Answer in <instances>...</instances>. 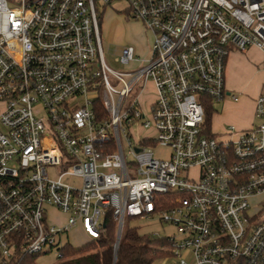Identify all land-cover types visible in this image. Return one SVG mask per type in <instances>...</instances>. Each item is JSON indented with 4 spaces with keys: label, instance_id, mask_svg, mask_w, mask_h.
<instances>
[{
    "label": "built area",
    "instance_id": "built-area-1",
    "mask_svg": "<svg viewBox=\"0 0 264 264\" xmlns=\"http://www.w3.org/2000/svg\"><path fill=\"white\" fill-rule=\"evenodd\" d=\"M96 1L0 0L1 264L60 261L73 229L96 241L108 214L120 240L127 218L175 227L177 264H264V88L257 125L205 131L230 52L264 53V0H120L154 38L127 73L105 62Z\"/></svg>",
    "mask_w": 264,
    "mask_h": 264
},
{
    "label": "rangeland",
    "instance_id": "rangeland-1",
    "mask_svg": "<svg viewBox=\"0 0 264 264\" xmlns=\"http://www.w3.org/2000/svg\"><path fill=\"white\" fill-rule=\"evenodd\" d=\"M96 4L100 16L102 47L107 66L116 73H127L138 70L143 65L144 60L149 61L152 57L151 52H144L145 47L149 45L150 41V36L147 34L148 32H146L147 29L142 22L127 16V4L124 1L115 0L105 6L101 0H97ZM126 48H131L134 51V59L129 65H124L121 61H118L121 52ZM147 48V50H150V47ZM109 80L114 88L117 90L122 89V83L114 82L112 74H109ZM154 96V87L152 84H149L147 87V95L143 96V100L145 101L146 97H148L147 100L152 99ZM237 104L238 103H234V101H230L229 103L227 100L214 103L213 107L216 114L213 115L211 129L212 132L216 134L215 136L217 138L224 137L225 130L233 126L231 119L235 117L238 112ZM219 116L221 119H218ZM257 124L258 122L253 118L251 127ZM2 131L3 127L0 126V132ZM133 134L136 138H140V134H144L138 124L134 125ZM155 152L162 157L169 155V151L162 148L156 149ZM49 212L52 221L59 224L65 222L64 215L53 210H49ZM129 228H135L140 235L155 239L174 238L177 236L175 227L162 224L156 219L140 220L127 218L125 220L123 233ZM69 242L74 248H80L88 244L90 240L78 229H73L72 232L69 233ZM35 261L36 264H56L58 262L55 253L36 256ZM165 261L167 264H177L179 259L172 253L170 258L167 257V259L158 260L155 264H165ZM191 261L192 260L189 259L187 264H192Z\"/></svg>",
    "mask_w": 264,
    "mask_h": 264
},
{
    "label": "trees",
    "instance_id": "trees-1",
    "mask_svg": "<svg viewBox=\"0 0 264 264\" xmlns=\"http://www.w3.org/2000/svg\"><path fill=\"white\" fill-rule=\"evenodd\" d=\"M213 106L209 104L206 107L205 116V131L210 136L213 134V115L216 114ZM116 230L117 222L108 214L103 234L98 240L80 248L66 247L63 258L56 264H155L172 254L166 239L142 236L135 228H129L122 234L116 251ZM35 260L36 256L17 255L8 264H36Z\"/></svg>",
    "mask_w": 264,
    "mask_h": 264
},
{
    "label": "crops",
    "instance_id": "crops-1",
    "mask_svg": "<svg viewBox=\"0 0 264 264\" xmlns=\"http://www.w3.org/2000/svg\"><path fill=\"white\" fill-rule=\"evenodd\" d=\"M146 32L150 36V41L144 52H151L154 38L150 31L146 30ZM147 47H150V50H147ZM263 65L264 53L257 47H251L245 52L233 49L226 60L225 83L227 96L224 101L227 100L229 103L234 101L230 95L238 97V101H234V103H238V112L231 119L233 127L238 131L251 128L256 100L264 88Z\"/></svg>",
    "mask_w": 264,
    "mask_h": 264
},
{
    "label": "water",
    "instance_id": "water-1",
    "mask_svg": "<svg viewBox=\"0 0 264 264\" xmlns=\"http://www.w3.org/2000/svg\"><path fill=\"white\" fill-rule=\"evenodd\" d=\"M119 241H120V238H117V248H116V251L118 250Z\"/></svg>",
    "mask_w": 264,
    "mask_h": 264
}]
</instances>
